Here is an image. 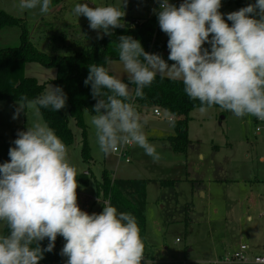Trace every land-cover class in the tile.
Here are the masks:
<instances>
[{"label":"clouds","instance_id":"1","mask_svg":"<svg viewBox=\"0 0 264 264\" xmlns=\"http://www.w3.org/2000/svg\"><path fill=\"white\" fill-rule=\"evenodd\" d=\"M157 2L159 10L153 11L169 37L171 65L160 54L146 52L138 39L122 35L117 45L119 74H113L110 57L104 64L88 66L84 83L91 85L97 101L90 123L105 156L122 145L135 144L154 161L160 159L143 131L147 120L133 103L144 97V88L158 74L182 81L186 95L200 101L197 111L201 114L218 105L239 118L264 121V0L227 13L231 26L219 11L221 0H183L179 7L169 0ZM51 4L52 0H19L18 7L39 9L43 15ZM126 5L127 0L122 7L82 3L74 6L73 13L86 17L102 39L112 34L110 29L125 26ZM122 73L127 74L128 83L123 82ZM66 100L61 87L49 84L37 98L21 96L13 119L26 109L35 110L37 116L40 108L56 112L66 106ZM167 118L174 125L173 115ZM14 145L9 148L10 162L0 164V223L8 229L7 234L0 233V264H39L44 252L53 250L58 235L66 241L61 251L66 264L144 261L145 245L133 214L118 212L107 201L99 214L81 210L77 168L69 161L68 147L47 123L35 122L26 131H18ZM45 238L49 243L42 249L39 242Z\"/></svg>","mask_w":264,"mask_h":264},{"label":"rangeland","instance_id":"2","mask_svg":"<svg viewBox=\"0 0 264 264\" xmlns=\"http://www.w3.org/2000/svg\"><path fill=\"white\" fill-rule=\"evenodd\" d=\"M82 3L90 7H122L123 0H52L50 11L43 15L39 9L22 11L19 0H0V9L24 19L38 49L70 54L99 40L97 30L90 28L88 19L73 13L74 6ZM255 3L256 0H221L219 11L231 26L227 13ZM158 6L157 0H127L124 19L148 18L156 13L153 10ZM20 33L18 26L0 29V46L19 45ZM54 36L66 38L65 46L64 43L55 45ZM164 55L169 56L168 47ZM25 75L46 83L45 91L49 84L55 87L53 68L27 63ZM18 107L17 101L0 100V164L10 162L9 148L15 146L18 131H26L35 122L46 123L41 112L37 116L33 109H26V113L22 111L13 119ZM135 108L147 120L143 131L160 154L158 161L135 144L129 149L130 161L116 152L105 156L90 123L94 114L85 112L93 158L90 164L84 162L82 129L70 116L67 103L62 109L69 117L74 134L72 144L63 142L68 147L70 163L77 168V203L81 210L99 214L103 203L109 202L96 191V182L101 180L105 169L112 178L146 179L147 241L153 247L154 257L145 256L141 264H213L238 252L242 244L256 249L255 253L249 246L246 251L251 259L254 255L264 256V216H259L264 213V121L252 116L239 118L217 107L201 114L197 108L190 116V145L186 152H177L168 140V135L174 134L168 114L162 110L163 116L157 117L154 108ZM82 175L88 176V184L81 182ZM169 180L174 182L161 184ZM248 214L252 220L247 219ZM4 228L0 223V233H4ZM65 243L61 236V251ZM63 260L61 264H66L67 257L63 256Z\"/></svg>","mask_w":264,"mask_h":264},{"label":"trees","instance_id":"3","mask_svg":"<svg viewBox=\"0 0 264 264\" xmlns=\"http://www.w3.org/2000/svg\"><path fill=\"white\" fill-rule=\"evenodd\" d=\"M122 22H124V27L110 29L111 35L101 33L103 38L91 47L78 49L70 54L47 53L38 49L33 43L31 32L23 18L15 17L0 9V29L18 26L21 30L19 45L0 46V100L19 101L21 96L34 99L45 92L46 83L25 75L27 63H39L46 68L55 69L56 76L52 82L55 87L59 86L63 89L67 96L66 103L69 106L70 116L82 129L81 154L83 161L88 164L91 163L93 157L87 138L85 112L95 114L92 109L97 102L91 95V85L86 86L84 83L89 74L88 66L92 63L104 64L106 57H110L112 61H119L117 45L122 35H130L138 39L146 52L160 54L166 62L173 63L164 55L169 37L161 31L156 13L145 19L126 17ZM52 39L55 45L64 43L63 46H65L66 44V38L63 36H54ZM204 47L210 50L209 44H205ZM133 86L135 88V85ZM143 91L144 97L136 98L133 102L134 107L141 109L159 107L167 114H172L175 121L174 125L172 124L174 134L169 135L168 140L175 151L186 152L191 142L188 134L190 116L192 111L201 106L200 101L192 100L186 95L182 81L161 78L159 74ZM213 107L220 108L218 105ZM40 112L49 127L62 141L67 144L74 142L69 117L62 109L55 112L50 108H40ZM80 180L83 184L89 182L86 175L80 176ZM173 182L174 180L162 181L161 184L168 185ZM147 183L146 179L112 178L105 169L101 180L96 182V191L98 196L108 200L118 212H130L136 217L145 245L144 257L153 258V247L147 241ZM7 232L8 229L5 226L4 234ZM48 243L47 238L39 242L42 249L46 248ZM62 262L61 236L58 235L53 250L45 251L39 264H60Z\"/></svg>","mask_w":264,"mask_h":264},{"label":"built area","instance_id":"4","mask_svg":"<svg viewBox=\"0 0 264 264\" xmlns=\"http://www.w3.org/2000/svg\"><path fill=\"white\" fill-rule=\"evenodd\" d=\"M183 2V0H174L171 1L170 3L176 5L179 7V5ZM138 23V21H136ZM154 114L157 117H162L163 116V111L159 107H155L153 110ZM261 121V120H259ZM262 122V121H261ZM261 128L258 127L257 131H260ZM133 146V144H128V145H122L119 147L118 153L120 157H125L126 161H130V158L128 157L129 149L130 147ZM249 246L246 244H242L240 246V250L236 253L230 254L227 257L221 259L218 262H215L213 264H219V263H237V264H264V256L262 255H254L253 258L251 259L246 251L248 250Z\"/></svg>","mask_w":264,"mask_h":264},{"label":"crops","instance_id":"5","mask_svg":"<svg viewBox=\"0 0 264 264\" xmlns=\"http://www.w3.org/2000/svg\"><path fill=\"white\" fill-rule=\"evenodd\" d=\"M59 7H62L61 5L59 6ZM59 9H57L56 11H58ZM154 14V13H153ZM152 14V15H153ZM151 15V16H152ZM131 17V16H130ZM133 18H140V17H133ZM141 19V18H140ZM169 65H171L172 63H169V62H167ZM116 66V68L114 69V67ZM111 68H112V72H113V74H115V72L114 71H117V73L116 74H119L121 71H122V65L120 64V62L119 61H113V63H112V65H111ZM121 78H122V80H123V82H125V83H128L127 81H128V78H127V74L126 73H122L121 74ZM130 87H132V88H134V86L133 85H129ZM155 115V114H154ZM190 123V122H189ZM174 130V129H173ZM188 134H189V137H190V126H189V129H188ZM169 136V135H168ZM191 140V139H190ZM202 193V196H205V193L203 192V191H201ZM250 199V198H249ZM248 207H251V206H249L248 205ZM259 216H264V213L263 212H261L260 214H259ZM247 219L248 220H252V215L251 214H248V216H247ZM249 246H250V248H251V250L253 251V252H255L256 253V249H253L252 247H251V245L249 244ZM220 257H222V256H218L217 258H219V259H221ZM217 258H216V260H217ZM64 261V260H63ZM61 264V263H60Z\"/></svg>","mask_w":264,"mask_h":264}]
</instances>
